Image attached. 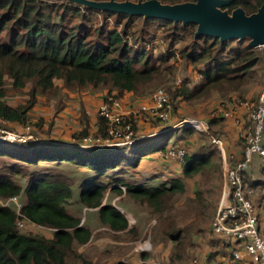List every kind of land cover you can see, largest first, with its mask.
<instances>
[{"label":"trees","instance_id":"1","mask_svg":"<svg viewBox=\"0 0 264 264\" xmlns=\"http://www.w3.org/2000/svg\"><path fill=\"white\" fill-rule=\"evenodd\" d=\"M158 1L176 4L190 0ZM262 5L264 0H232L223 9L231 13L241 7L249 15ZM85 11L117 16L121 28L104 30L101 25L89 30L83 24L70 26V19L74 17L84 20ZM134 17L143 18V23L156 19L171 25L173 29H189V51L182 48L181 53L194 65L213 64L203 73L204 82L200 91H208L216 84L229 87L236 79L233 73L247 71L259 61L258 55L254 53L255 48L247 43L246 50L240 52L237 60L218 62L217 57L224 51L229 40L220 42L217 37L209 35L195 36L196 24L191 22L183 24L161 18L81 8L69 2L0 0V120L25 125L29 111L37 102V95L47 97L45 94H54L57 79L63 81L68 91H79L87 86L107 89L108 97L105 101L119 98L126 91H143L142 87H150L155 81L158 82L160 71L158 67L149 64L150 56L144 58V50L131 46L127 40ZM6 80L16 90L31 84L24 101L14 106L6 101ZM188 91L184 86L168 89L172 99L178 96L188 99L196 95ZM80 114V119L86 124L73 134L72 144L53 143L50 139L37 142L30 139L0 141V158L13 161L0 170V199L21 196V218L52 229L51 237L23 232L17 225L19 216L13 208L0 206V264H67L69 254L78 257L74 246L87 243L91 230L81 223L79 217L68 211L67 206L74 201L96 211L99 221L109 229H126L128 221L125 215L111 203L103 202L108 191L122 193L119 184L113 181L105 183L101 177H110L108 170L122 163L136 167L144 155L154 150H164L170 135L176 136L175 129L172 134L171 131L158 130L159 137L154 141L136 140L130 146H87L89 143L84 142V139L92 134L86 113L80 110ZM125 119L132 123L136 132L138 127L134 116ZM104 121L98 114L93 139L100 141L107 138ZM203 157H185L182 160L184 176L192 177L198 173L207 163ZM42 162L52 169L35 168ZM26 166L31 170H26ZM61 166L62 169H73L70 174H66L60 169ZM80 168L93 174H83ZM24 178L26 182L23 184L17 181ZM120 184L129 195L143 196L155 204L165 196L183 193L185 190L178 179L169 184L160 183L157 187H147L136 182ZM248 189L252 190L250 187ZM172 235V240H179V235ZM142 258L145 260L146 255L142 254ZM83 264L93 263L84 261ZM142 264L152 263L143 261Z\"/></svg>","mask_w":264,"mask_h":264},{"label":"rangeland","instance_id":"2","mask_svg":"<svg viewBox=\"0 0 264 264\" xmlns=\"http://www.w3.org/2000/svg\"><path fill=\"white\" fill-rule=\"evenodd\" d=\"M41 1L49 3L69 2L81 6V8L87 7L72 0ZM222 10L226 11V9ZM84 14V20L79 17L70 19V26L83 24L89 30L101 25L104 26V30L121 28L117 23L119 20L117 16H104L92 11H85ZM142 19L140 17L133 18L127 40L131 46L144 50V58L150 56L149 64L158 67L160 73L158 82L155 81L150 87H142V89L144 88L143 91L132 92V96L144 98L150 96L158 89H163L172 101L173 106L171 112H173L175 119L191 117L197 119L204 118L202 120L208 121L211 110L217 104H227L232 98H255L264 89L263 46L255 48L254 53L259 57L258 63L247 71L240 70L239 72L233 73L236 79L230 83L229 87H220V85L216 84L208 91L206 89L200 91L204 82L203 73L208 70L209 67L213 66V64L209 62L207 64L201 63L194 65L181 53L182 48L189 51L188 45L191 41L189 29H181L180 27L173 29L171 25L164 24L162 21L156 19L143 23ZM247 43L248 38H244L240 41L237 39L229 40L226 43L224 51L218 55L217 61L228 59L237 60L241 55L240 52L242 53L246 50ZM55 85L56 90L54 94H45L47 95L46 99L54 105L53 108L51 109L49 106L42 105L44 110L43 113L48 115V117L50 116L49 118L46 117L47 119L45 120L43 115H39L32 109L28 113L29 119L25 125L7 123L0 120V130L8 131L16 136H21L31 141L35 140L36 142L40 139H45V141L50 139V135H53V133H51V128L53 129L54 123L56 122L54 119L56 113L54 112L61 107V100L66 101L68 98V90L64 89L63 81L57 79ZM30 86L31 84H27L25 88L16 90L11 88L9 81L6 80L5 99L11 104L16 102L17 104L21 103L26 99V92L29 90ZM180 86H184L185 89L189 90L188 92H195L196 95L188 99L182 96L172 99L168 89ZM87 87L89 88L92 86ZM92 90L98 91L104 89L92 87ZM105 90L107 92L106 96L108 97V91L107 89ZM140 116L142 120H145L147 125H157V123H161L157 119L149 118L150 116L146 114ZM69 122L68 120L65 123ZM80 122L82 125L84 124L81 119ZM137 127L136 134H138V130H143V128ZM174 129L180 134L177 128ZM78 131L79 130L76 132ZM185 131L183 138H191L192 134H197L198 139L202 140L204 144L203 150L197 155L199 157L204 155L205 157L203 158L209 160V164L207 162L200 171L192 177L183 176L181 179H178L185 187L183 193L165 196L156 204L143 196L129 195L125 187L120 184V182L133 184L137 181L140 184L142 183L148 186L156 184L155 180H150L146 184L143 178L135 176L134 168L126 163L119 164L118 167L113 170H108L107 174H109L110 177L102 176L101 180L105 183L113 181L119 184L118 187L121 189L122 193H112L108 191L103 202L106 201L111 203L114 208L122 212L125 217L130 220V222L128 221V227L122 231H113L99 221L96 211L92 209H90L92 211H89L88 208L85 209L74 201L67 206V209L70 213L75 214L83 220V225H87L91 230V237L87 243L74 246V252L78 254V257L69 254L66 258L67 264H83L84 261L93 264H117L119 262H124L126 264H142L143 261L152 264H189L193 259L201 261L199 258L201 255L199 249L204 245L207 246L210 244L212 245L209 248V254L205 255L206 261L215 257L216 254L227 255V260L231 261L230 253L225 249L226 241L220 240L218 236L214 235L210 227L221 197V177L223 174L220 167L221 152L217 149L215 144L211 143V139L205 132H196L190 128H186ZM93 133L90 136H93ZM139 133L143 134L142 132ZM153 138L154 136L150 134L149 136L143 137L138 142H145ZM49 141L57 143L54 140ZM96 142L97 141H94V143ZM177 145L184 148L185 154L182 159H175H181L180 161H182L185 157L195 155V153H192L193 151L187 152L188 146L186 144L181 142ZM164 153L165 151L161 152V155L163 159H166L163 156ZM226 157L228 158V156ZM210 160L212 161L211 163ZM232 160V164L237 162L233 158ZM9 163H13V161L5 157L0 158V170ZM49 166L50 165H46V163L42 162L35 168L51 170L52 168ZM62 167L63 166H61L60 169L66 174H70L71 169H73L64 167L63 170ZM25 169L31 170L28 166H26ZM167 169L168 173H170L171 170L166 167V170ZM79 171L83 174H93L84 168H80ZM161 174L162 173H157L155 175L159 176ZM258 175L259 178L264 179V171L261 170ZM175 180L176 178H174L173 181ZM17 181L23 184L26 182V179L24 178L22 181ZM244 181L248 184H246L247 188L251 187L250 178L248 179L246 175ZM170 182L165 183L169 184ZM261 183L264 184V182ZM252 192L255 193L256 196L258 195L257 199H254V205L258 212L260 232L264 236V200L261 197V192H264V188L263 191L259 190ZM18 201L22 204L21 196L18 197ZM20 230L27 233L45 234L48 236L52 233V229L28 221H24ZM172 234L179 235V240H172ZM197 239H199L200 242H197ZM187 247L192 250L191 253L188 251L186 252ZM142 254L146 255L145 260L142 258Z\"/></svg>","mask_w":264,"mask_h":264},{"label":"built area","instance_id":"3","mask_svg":"<svg viewBox=\"0 0 264 264\" xmlns=\"http://www.w3.org/2000/svg\"><path fill=\"white\" fill-rule=\"evenodd\" d=\"M172 106L169 95L163 89L153 92L150 103L141 105L137 112L125 113L119 99L110 98L103 102L98 110V114L105 120L107 138L99 141L89 135L84 142L89 143L87 146H130L139 137L133 130L132 123L125 118L146 114L163 123L168 120ZM217 118L230 120L235 125L238 139L243 144V154L240 160L223 170L221 197L211 222V231L220 240L228 243L232 264H264V236L259 229L258 212L251 198L252 190L246 187L243 180L254 156L259 158L261 169L264 171V89L255 98H232L227 104H217L211 110L209 119ZM174 128H190L196 132L207 133L208 122L189 117L177 121L168 129ZM165 130L167 129L160 132ZM0 133L2 142L27 140L8 131L0 130ZM94 141L98 143L95 144ZM211 142L224 157L222 138L211 137ZM164 151L163 156L166 159H182L185 154L181 146L171 145ZM0 206L13 208L19 216L18 227L23 226L26 220L21 218V204L17 196L0 199ZM127 221L130 222L129 219ZM246 258H249L248 263ZM189 264L202 263L193 259Z\"/></svg>","mask_w":264,"mask_h":264},{"label":"crops","instance_id":"4","mask_svg":"<svg viewBox=\"0 0 264 264\" xmlns=\"http://www.w3.org/2000/svg\"><path fill=\"white\" fill-rule=\"evenodd\" d=\"M67 92H68L67 94L68 98L66 99V101L61 100V107L57 111L54 112L56 113V115L54 116V119L56 122L54 123L53 129L51 128V133H53V135L52 134L50 135V140H54L56 142L63 143V144H72L74 132H76L77 130H80L86 124L84 123L82 125V123L80 122V115H81L80 110H83L88 117V126H89L90 133L92 134L93 132L96 131L98 110L101 104L104 102L105 98L107 97L106 96L107 92L105 89L93 91L92 87L83 88V89H80L79 91H67ZM150 96L140 98L137 96H132L131 91H126L118 99L120 101V106L124 110V112L131 113V112H137L141 105L150 103ZM46 98H47L46 96L38 94L36 98L37 102L32 107V109H34L39 115H43L45 117L44 118L45 120L49 118L50 116L48 117V115H45L43 113L44 110L42 108V105L49 106L51 109L54 106L52 102L50 103ZM9 104L14 106L17 104V102L14 104H11V103ZM43 116H40V117H43ZM135 117H136L135 118L136 126L143 128V130L141 131L138 130V134H137V137H139L138 141H140L143 138V136H146L145 134L153 135L154 138L151 139V141H154L156 138L159 137V135L157 134L158 130H162V129H167V131H171V134H172L173 129H168V128L172 124L176 123L177 120H181L177 118L175 119L173 116V112H170V116L167 121L163 123L161 122L159 124L157 123V125H151V124L147 125L145 120H142L140 114H137ZM68 120L70 122L65 123ZM207 122H208V132L206 133V135L210 139L211 137H218V136L222 138V143H223V147L225 150V156L223 157V155L220 154L221 155L220 167L223 173L224 168L232 164L231 163L233 161L232 158L235 159L236 161L242 158L243 144L238 139L237 129L230 120L217 118V119H209ZM185 129L186 128L178 129L180 131V134H179L180 136H178L179 132L175 131L176 138L173 135H170L171 138L167 141L164 147V150L171 145L175 147L179 146L177 144L182 142L188 146L187 152L193 151L192 153H195V156L199 157L197 154L201 153V150H203L204 144L202 140L198 139L197 134H192L191 138H187V137L183 138V134L186 132ZM139 132H142L143 134H140ZM164 150H154L144 155L140 159L138 165L136 167H132L135 170V173H134L135 176L143 178L146 184L150 180L156 181V184H151V185H148L147 187H157L160 183H163V182L168 183L170 181H173L174 178L181 179L184 176L182 161L175 159V158L163 159L161 152H163ZM226 156H228V158ZM207 162L209 164V160H207ZM211 162L212 161L210 160V163ZM166 167H168L171 170L170 173H168V169L166 170ZM261 170L262 169L260 166V160L257 158V156H254L249 166V169L246 172V177H248V179L250 178V185H251L250 188H252V191L254 192L259 191V190L263 191V188H264V184L261 183V182H264V179L258 177L259 176L258 173H260ZM157 173H162V174L159 176L158 175L156 176L155 174ZM136 183H139V182L136 181ZM221 186H222V177H221ZM261 193H262L261 197L264 200V192H261ZM252 194H251V198L254 202V199L256 200L258 195L256 196V194L253 192ZM261 224H262V221H261ZM43 235L46 237H51L52 233L49 236L45 234ZM197 242H200V240L197 239ZM211 245L212 244L207 245V246L204 245L202 248L199 249L200 254H201L199 258L201 259V262L203 264H216V263L217 264H232L231 261L227 260V255H223V254H216L215 257L206 261L205 255L209 254V251H210L209 248ZM225 249L226 251L230 250L227 242H226ZM187 251L189 253L192 252V250L188 249V247L186 248V252ZM246 262L247 263L249 262V258H246ZM174 264H177V263H174ZM184 264H188V263H184Z\"/></svg>","mask_w":264,"mask_h":264},{"label":"water","instance_id":"5","mask_svg":"<svg viewBox=\"0 0 264 264\" xmlns=\"http://www.w3.org/2000/svg\"><path fill=\"white\" fill-rule=\"evenodd\" d=\"M72 1L96 10L161 18L183 24L191 22L196 24L195 36L209 35L217 37L220 42L248 38L250 47H264L263 5L256 12L247 15L241 7L235 8L231 13L223 11V7L232 0H192L176 4H163L158 0Z\"/></svg>","mask_w":264,"mask_h":264}]
</instances>
